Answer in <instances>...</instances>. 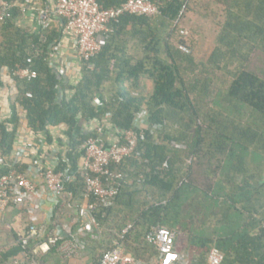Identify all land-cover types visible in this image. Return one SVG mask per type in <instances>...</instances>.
Segmentation results:
<instances>
[{
	"label": "trees",
	"instance_id": "1",
	"mask_svg": "<svg viewBox=\"0 0 264 264\" xmlns=\"http://www.w3.org/2000/svg\"><path fill=\"white\" fill-rule=\"evenodd\" d=\"M6 1L12 7L9 16L0 19V94L12 82L15 96L6 94L8 111L5 115L0 111V157L5 162L0 165V175L12 168L21 172L28 168L27 163L15 161L21 128L32 136L44 135L50 147L56 146L52 130L62 129L63 148L57 149L51 159H55L56 171L69 167L75 172L74 181L65 185L64 192L82 201L84 171L79 160L85 155L87 140L99 136V128L103 134L110 126L117 133L115 142L122 144L124 132L134 126L136 114L144 109V139L132 156L112 166L124 175L118 195L108 206L100 204L92 211L94 222L98 229L105 228L108 239L100 253L94 240H84V251L89 252L91 262L114 249L146 259L155 251L145 241L151 228L174 231L177 245L178 232L194 226L188 247L181 249L193 264H205L211 247L223 254L221 264H264V212L256 216L247 211L252 193L243 186L238 191L236 188L237 168L249 149L243 141L258 143L264 154V75L245 68L236 70L226 88L217 92L215 108H206L204 100L196 96L210 95V83L205 79L199 94L193 91L197 86L187 84L182 76L184 62L193 59L178 48L182 41L172 40L175 22L191 0H151L159 6L156 18L122 15L100 51L88 61L79 62L78 76L73 79L49 58L51 46L69 37L64 33L65 20L52 15L45 28L39 23L23 26L19 21L26 0ZM125 1L98 0L106 8ZM214 1L224 6L225 17L208 63L215 66L233 59L246 63L253 52L264 54V0ZM41 2L50 6V0ZM126 34L143 48V56L134 64L122 60ZM116 59L122 63L114 64ZM24 69L35 76H20L19 71ZM112 71H117L116 81L124 77L133 82L140 77L149 79L151 94L139 98L121 86L103 99L102 87L112 79ZM83 122L93 127L85 128ZM175 126H181L182 131ZM205 142L207 149L223 157L216 172L211 165L212 176L203 195L193 197L191 155ZM260 187L258 199L263 202L264 181ZM119 216V224L111 223ZM128 220L131 224H126ZM211 224L215 225L214 235L204 231ZM128 225L131 228L122 234ZM111 233L115 241H110ZM19 252L17 242L0 250V263L10 264ZM40 259L42 263L47 261L45 255Z\"/></svg>",
	"mask_w": 264,
	"mask_h": 264
},
{
	"label": "built area",
	"instance_id": "2",
	"mask_svg": "<svg viewBox=\"0 0 264 264\" xmlns=\"http://www.w3.org/2000/svg\"><path fill=\"white\" fill-rule=\"evenodd\" d=\"M10 4L6 0H0V19L9 16ZM26 6L21 7V12L26 13ZM53 15L65 20L64 33L73 38L76 59L88 61L96 55L109 34L113 32L114 24L124 14L155 16L159 13V6L151 0H126L120 6L106 8L98 0H54ZM52 13L48 9H42L38 13V23L47 27ZM179 18L176 20V22ZM175 22V23H176ZM186 34L185 31H180ZM61 42L54 43L49 52V58L55 62L60 56ZM178 48L190 53L189 47L180 43ZM30 62V59H27ZM60 72H62L60 70ZM63 73V72H62ZM22 77H34L35 73L28 69L20 70ZM30 95V94H28ZM146 111L141 109L135 116L134 126L124 132V142H106L102 127L97 137L89 138L85 144L83 163L79 165L84 171V185L82 201L73 199L71 193H65L67 183L74 181L75 172L69 167L56 171L55 159L47 163L39 160L28 164L26 171L21 172L12 168L7 173L0 175V218L9 207H24L29 223L23 233L17 237L19 256L11 260L10 264H43L41 255H47L55 251L61 264H72L66 260L81 257L85 250L83 237L88 234L84 220H93L92 211L96 206H108L119 193L120 180L123 173L112 169L126 158L134 154L140 141L145 137L143 127ZM178 146V145H175ZM25 157V148L18 146L15 152V161L22 162ZM5 164L0 157V165ZM65 199L64 204L59 206V199ZM92 197L95 201H92ZM45 200H51L53 207L50 212V222L41 224L37 211ZM63 207L74 214L73 222L68 224L61 221L60 216L64 213ZM77 225L75 231L72 226ZM264 229V221L262 223ZM131 225L125 227V234ZM176 234L165 227H154L145 235V241L155 251L146 259H138L120 250L104 251L97 261L77 264H193L187 254L177 249L175 243ZM223 254L216 248L211 247L205 258V264H221ZM1 264V263H0Z\"/></svg>",
	"mask_w": 264,
	"mask_h": 264
},
{
	"label": "crops",
	"instance_id": "3",
	"mask_svg": "<svg viewBox=\"0 0 264 264\" xmlns=\"http://www.w3.org/2000/svg\"><path fill=\"white\" fill-rule=\"evenodd\" d=\"M22 6H26L27 8L26 13H23L22 19H20L19 22H23L24 26L32 27L36 23H38V13L42 9H48L49 13H55L54 11V0H50V6L46 5L45 3L42 4L41 0H26V3H24ZM157 15L152 16L151 18H156ZM126 43L122 44V46L125 48L122 60L125 61V63L134 64L143 56V48L142 46L135 41V39L130 40V36L127 34L125 35ZM130 40V41H129ZM73 38L71 36L64 41L61 46L60 50V56L55 61L57 66L64 67L65 73L69 78H77L78 76V70H79V61L75 57V50L73 45ZM121 44V43H119ZM111 51L114 52V50L111 49ZM146 53V50L144 49V54ZM122 61L115 60L114 64H121ZM116 69V68H114ZM117 75V71H112L110 76L111 80L108 82H105L102 91H101V97L103 99H108L113 93L117 92L119 87L124 86L127 90L132 92L135 96L139 98H147L151 92H152V82L147 79L140 77V79L137 82H133L132 79H125L124 77L121 80H114ZM15 90L14 84L12 82H8L7 86L4 90ZM4 94H7V92H1L0 94V111L3 115L7 113L8 105L5 101ZM100 100V97H98ZM101 101V100H100ZM84 124H81L85 128H92L93 125L91 123L83 122ZM175 128L178 129V131H182L181 126H175ZM54 137H55V145L54 147H50L46 143V139L44 135H37L32 136L30 135L25 128H21L19 132V142L18 146L25 148V157L22 159L23 163H32L37 162L40 159L43 161H46L47 163L51 162V156L53 153L57 151V149L63 148L64 143V133L62 129H54L52 130ZM104 140L106 142H115L117 140V133L116 130L110 126H108L105 130ZM243 144L248 146L247 155L243 156V159L240 161V168H237L236 172V188L237 191L240 187H245V189L248 191L250 190L252 193V198L249 201L250 206H248L247 211L251 210L253 211V214L256 216H259L262 212H264V201L261 202L259 198V193H261V184L264 181V154L262 153V149L260 148L259 144L256 142H248L243 141ZM203 148L199 151H196L194 155H191V161L194 162L192 177L194 179V183H192V191H193V197H197L198 195H203V191H205L206 185L209 183V178L212 176V160L217 159L219 154H217L212 148L207 149L208 146L206 145V142L202 144ZM209 148V147H208ZM84 157V156H83ZM83 157L79 160V165L83 163ZM263 163V164H262ZM219 175V174H218ZM195 192V193H194ZM65 199L61 197L59 199V206L64 204ZM53 207V202L51 200H45L42 202L41 207L37 211V216L39 219V222L41 224H48L50 222V212L51 208ZM63 209L64 213H69L68 209L66 207L61 208ZM257 211V214L255 213ZM63 213V215H64ZM247 213V212H245ZM248 214V213H247ZM63 215L60 216L61 221L66 222L68 224L73 222V218H67L63 217ZM2 216L6 217L8 219V223L6 224V228L12 231L13 239H15V243L17 241V237L19 234L23 233L26 226L29 223L28 214L24 207H9ZM1 216V218H2ZM0 218V220H1ZM18 225V229L14 230L12 226ZM8 241H10L11 236L6 237ZM14 243V244H15ZM58 259H60L59 255L55 253ZM53 259V255L48 254L45 255V259L51 260ZM62 261V260H61ZM60 261V262H61ZM66 262L77 264L81 262L77 258L66 260ZM57 263V262H56ZM58 264V263H57Z\"/></svg>",
	"mask_w": 264,
	"mask_h": 264
},
{
	"label": "rangeland",
	"instance_id": "4",
	"mask_svg": "<svg viewBox=\"0 0 264 264\" xmlns=\"http://www.w3.org/2000/svg\"><path fill=\"white\" fill-rule=\"evenodd\" d=\"M225 17L224 6L220 3L215 2L214 0H191L183 7L179 20L175 23V30L172 33V40L174 43L182 41L186 44L189 49V55L192 57V62H184V68L182 69V76L186 80L187 84H195L197 87L195 90L196 94H199L201 84L205 79L210 83L209 89L211 91L210 95L196 96L198 99H203L207 109L215 108L214 102L218 95L219 89H225L226 86L230 83L233 73L241 68L253 71L258 75H264V54L259 51H255L251 54L246 63H242L239 59H233L230 61H224L219 65H212L208 63V58L215 46L216 36L223 24ZM19 24L23 25L24 23L20 22ZM24 26V25H23ZM180 31H185L186 34L180 33ZM195 81L197 83H195ZM13 84V83H12ZM7 92L8 96L13 98L15 96V90H4ZM6 97V94L5 96ZM225 104V103H224ZM218 108V106H217ZM2 114V112H1ZM210 138V137H209ZM222 154L219 153L218 158L212 160V164L215 165L213 172L217 171V165H219V160L222 159ZM194 162H192V167ZM69 212V209H68ZM63 215V214H62ZM63 217L72 219L74 214L72 211L69 213H64ZM122 220V217H115L112 219L111 223L114 225L119 224ZM198 219L196 218L195 221ZM213 221H215L213 219ZM8 219L2 216L0 220V250L8 249L13 246L15 239H13L12 231L6 228ZM71 224V223H70ZM86 225V231H89L83 239H88V241L94 240L93 244L97 246V252H102L105 250L107 244V235L105 228L99 227L91 220L90 217L84 220ZM126 224H131V221L128 220ZM194 225V224H193ZM14 230H17L18 225L12 226ZM77 225L72 226V230L75 231ZM115 229V226L112 228ZM192 229L196 227H187L182 229L181 232H178L177 237V249H183L188 247L189 241L192 238ZM215 225L205 228V232L210 235H214ZM11 236L10 241L7 240V236ZM113 233H111V239ZM115 241V240H114ZM101 246V247H100ZM53 259L45 261L43 264H61V259H58L56 252H51ZM98 253V254H99ZM81 262L89 263L91 262L90 254L88 251H83L81 257L79 258ZM61 261V262H60ZM57 262V263H56Z\"/></svg>",
	"mask_w": 264,
	"mask_h": 264
}]
</instances>
